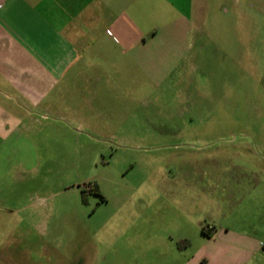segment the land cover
<instances>
[{
  "label": "rangeland",
  "instance_id": "rangeland-1",
  "mask_svg": "<svg viewBox=\"0 0 264 264\" xmlns=\"http://www.w3.org/2000/svg\"><path fill=\"white\" fill-rule=\"evenodd\" d=\"M205 3L192 51L142 48L104 78L123 89L85 120L0 137V264H150L167 247L192 257L213 230L260 225L264 34L236 43L239 4Z\"/></svg>",
  "mask_w": 264,
  "mask_h": 264
},
{
  "label": "crops",
  "instance_id": "crops-1",
  "mask_svg": "<svg viewBox=\"0 0 264 264\" xmlns=\"http://www.w3.org/2000/svg\"><path fill=\"white\" fill-rule=\"evenodd\" d=\"M235 1L236 43H261L264 0ZM206 5L205 0H0V137L22 136L34 120H85L88 110L101 108L104 91L123 89L103 83L122 75L127 56L135 59L149 45L181 43L185 47L177 51L184 54L203 42ZM255 18L261 21L257 28ZM260 202L253 203L261 208L260 225L213 230L209 244L192 257L188 247H167L150 264H264V196ZM175 219L167 222L180 227Z\"/></svg>",
  "mask_w": 264,
  "mask_h": 264
},
{
  "label": "trees",
  "instance_id": "trees-1",
  "mask_svg": "<svg viewBox=\"0 0 264 264\" xmlns=\"http://www.w3.org/2000/svg\"><path fill=\"white\" fill-rule=\"evenodd\" d=\"M93 191H96V189H95V190L93 189ZM203 233L206 234V235H208L209 232H208L207 229L203 228ZM208 236H209V235H208ZM210 236H211V235H210Z\"/></svg>",
  "mask_w": 264,
  "mask_h": 264
}]
</instances>
